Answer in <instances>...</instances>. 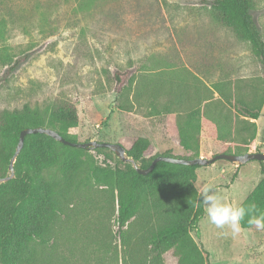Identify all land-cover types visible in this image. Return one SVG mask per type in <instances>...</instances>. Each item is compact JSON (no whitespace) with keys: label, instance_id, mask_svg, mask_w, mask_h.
<instances>
[{"label":"rangeland","instance_id":"374dc122","mask_svg":"<svg viewBox=\"0 0 264 264\" xmlns=\"http://www.w3.org/2000/svg\"><path fill=\"white\" fill-rule=\"evenodd\" d=\"M210 1L0 0V111L62 99L78 115L70 132L79 143L141 137L153 154L171 149L186 158L190 153L175 143V125L200 109L204 121L208 105L211 116L222 123L228 118L239 150L253 138L252 153L264 154V68L248 43L216 22ZM250 1L264 41V0ZM115 72L128 73L120 92ZM218 85L232 104L235 98L260 107L258 118L230 110ZM227 144L201 137L199 157L211 159L228 151ZM87 156L100 166L119 160L93 150ZM261 169L254 160H217L196 170L194 185L198 191L211 184L223 202L240 205L259 184ZM204 210L192 237L208 252L209 264H264V230L233 234L211 224ZM66 214L46 250L49 264H130L108 189L87 188ZM165 264H175L170 253Z\"/></svg>","mask_w":264,"mask_h":264},{"label":"trees","instance_id":"16d2710c","mask_svg":"<svg viewBox=\"0 0 264 264\" xmlns=\"http://www.w3.org/2000/svg\"><path fill=\"white\" fill-rule=\"evenodd\" d=\"M210 3L216 22L237 40L248 43L264 68V41L251 14V1L211 0ZM127 76V72H115L117 92L122 90ZM216 92L226 98L221 85L216 86ZM228 100L225 102L230 110L258 118L260 107L241 99L233 98L234 104ZM261 102L264 103V87ZM208 107L204 109L207 110L204 121L200 119V109L189 112L175 125L177 147L190 153L185 159L200 156L201 137L227 140L228 151L221 153L254 152L253 138L244 151L239 150L228 118L222 123L220 117L211 116ZM78 121L74 106L58 98L41 105L25 104L20 109L0 111V180L10 175L9 162L23 129L48 128L69 142L79 143L70 132L78 126ZM117 144L141 170L148 168L157 156L174 157L171 149L153 154L154 147L146 138ZM93 151L112 154L103 148ZM87 153L88 150L63 145L44 134L25 137L13 164V177L0 181V264H49L46 250L50 242L54 243L67 217L66 209L92 186L110 191L113 210L117 202L121 244L130 264H165L168 253L175 264H209L208 252L192 237L205 214L194 185L200 166L159 162L142 176L130 164L119 160L114 167L100 166ZM259 163L262 178L240 204L255 205V211L241 221L242 230L255 229L248 223L249 218L264 214V162Z\"/></svg>","mask_w":264,"mask_h":264},{"label":"water","instance_id":"95a60500","mask_svg":"<svg viewBox=\"0 0 264 264\" xmlns=\"http://www.w3.org/2000/svg\"><path fill=\"white\" fill-rule=\"evenodd\" d=\"M32 134H44L46 136L51 137L56 142H59L63 145L70 146L77 149H83V150H94V149H107L110 152H112L120 161L124 163H131L133 165V168L136 170V172L142 176L147 175L150 173L155 165L159 162L169 163V164H176V165H182V166H207L210 164H213L217 160H225L231 163H237L238 165H243L249 161H258V162H264V154L262 153H245L241 155H235V154H226L221 153L213 156L211 159H205L202 157L193 158V159H185V158H174V157H167V156H157L155 157L150 166L146 168L145 170H141L137 167L135 162L126 157L125 150L116 143H107V142H97V141H89L84 143H72L65 139H63L57 132L54 130L48 129V128H25L23 129L18 136V142L15 149V152L13 154V157L11 158L9 162V172L10 176L0 180L1 182L8 181L13 177V164L15 162V158L21 151L24 139L27 135Z\"/></svg>","mask_w":264,"mask_h":264},{"label":"clouds","instance_id":"9594fccd","mask_svg":"<svg viewBox=\"0 0 264 264\" xmlns=\"http://www.w3.org/2000/svg\"><path fill=\"white\" fill-rule=\"evenodd\" d=\"M200 202L206 207V214L211 224L218 229L230 228L233 234L241 231V221L255 211V205H236L223 202L211 184H202L198 189ZM248 223L257 230H264V214L253 215Z\"/></svg>","mask_w":264,"mask_h":264}]
</instances>
